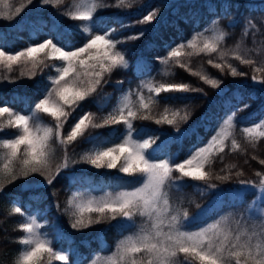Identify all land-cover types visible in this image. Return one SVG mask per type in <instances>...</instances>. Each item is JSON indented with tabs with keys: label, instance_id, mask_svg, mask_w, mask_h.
<instances>
[{
	"label": "snow or ice",
	"instance_id": "6c2138e0",
	"mask_svg": "<svg viewBox=\"0 0 264 264\" xmlns=\"http://www.w3.org/2000/svg\"><path fill=\"white\" fill-rule=\"evenodd\" d=\"M34 0H0V19L15 21ZM42 5H50L59 9L64 5L66 10L60 14L72 21L83 25L79 46L72 39V32L58 25L49 26L46 21H29L25 26L32 34H39L45 29L55 32L39 42L29 43L28 46L16 51H6L0 47V84H16L22 79L35 80L46 70L54 69L47 76L50 86L42 90L27 112L15 111L7 105L0 106V117H7L6 122H0V131L15 130L10 138H0V173L6 178V184H0L2 194L7 184L18 181L25 182L31 188L32 184L52 186L65 171L75 165L85 163L95 169L116 170L124 178L135 183L118 191H108L96 197L90 193L73 192L67 200L63 213L69 217L72 230L80 231L100 223L119 221L118 228L130 230L116 245V250L106 257L105 264H264V228L260 231L243 229L240 221L231 217H222L206 226L193 229L189 222L199 220L209 206L223 205L225 197L235 201L240 198L238 189L250 190L252 202L247 205V211L254 219L264 220V178L258 182L250 179H240L242 172H230L226 175L214 174L210 170L212 161L221 156L229 147L231 150L241 149L234 138L233 121L238 113H243L252 107V103L264 97V79H258L253 74L251 80L259 87L249 93L248 102L238 105L231 114H226L216 131L206 143L191 150L187 158L175 162L176 158L167 154L169 141L180 143L193 128L181 129L192 116L191 101L187 100L183 110L157 112V100L161 93H200L206 97L203 89L194 87L187 82H157L154 78L143 80L135 90L125 92L119 103L107 113L97 115L84 111L69 125L73 114L81 109L82 104L93 96L100 95L103 86L109 83V77L116 70H129L137 75H145L149 65L142 55L135 61H130V50L121 47L132 41L141 40L149 31L141 27L140 31L125 37L117 36V32L136 25H152L160 15V8L149 11L141 19L133 22H120V27L106 30L95 28L98 22V10L109 7L131 8L125 5V0L109 5L105 0H41ZM165 8L170 7L168 0H163ZM239 0H218V8L213 5L210 9L213 16L228 17L227 26L232 27L238 21L233 16V10H239ZM250 11L257 9L250 8ZM264 11V9H260ZM210 34L195 33L186 41L166 45V55L155 57L157 63L168 66L164 75L171 74V66L178 65L187 69L203 84L211 86L217 95L225 91V75H247L234 66L233 60L253 68V72H264V54L259 60L251 57L252 49L237 45L236 50L225 46L228 33L221 27L215 26ZM18 30L21 24L13 25ZM249 26L255 27L250 17L244 19V33ZM4 38L0 36V39ZM148 48L153 47L151 43ZM206 55L207 64L219 70L220 77L212 76L203 70L193 71L189 61L194 55ZM188 58L187 60L185 58ZM231 57V59H230ZM124 81H117L123 84ZM145 89L147 95H145ZM133 96L136 98L133 100ZM243 99V97H238ZM103 108V105H100ZM135 121H152L157 126L167 125L173 129L168 139L167 133H155L146 126L135 127ZM123 126L124 132L115 140L93 135L92 130ZM248 143L252 148L257 141L264 142V118L253 127H244ZM84 141L92 146L80 153L69 154V146ZM63 150L62 159L57 162V151ZM164 153L167 158H161ZM74 155H79L75 159ZM257 159L256 156L252 157ZM264 165V159H259ZM235 167V165H233ZM223 171V170H221ZM257 172L256 176L261 177ZM236 179V184L225 183V187L213 181L229 182ZM71 183L87 182L84 176L74 174L67 177ZM120 179V176L117 177ZM203 182L205 187L199 189L202 195H210L209 206L196 205L197 211L190 213L182 207V200L173 197L170 192L178 190L183 181ZM179 200V202H177ZM241 203L244 201L241 200ZM189 203L194 201L189 200ZM59 210V204L55 205ZM14 213H21L19 206L12 208ZM137 220L140 222L137 223ZM43 227L35 216L26 217V222L19 224L24 235L19 239L23 246L19 251L15 264H52L53 261L63 264H76L73 259L75 249L69 246L59 250L53 247L54 240L48 233H43ZM58 225H52L54 234L59 238ZM80 264H84L81 258ZM95 264V261H93Z\"/></svg>",
	"mask_w": 264,
	"mask_h": 264
},
{
	"label": "trees",
	"instance_id": "16d2710c",
	"mask_svg": "<svg viewBox=\"0 0 264 264\" xmlns=\"http://www.w3.org/2000/svg\"><path fill=\"white\" fill-rule=\"evenodd\" d=\"M19 3V0H15ZM109 5L117 3V0H105ZM171 5L165 8L163 0H125V5L131 4V8L122 6L121 8L109 7L98 10V22L95 28L106 30L111 27L119 29L120 22L128 23L137 21L146 15L149 11L160 8V15L152 25L124 28L117 32V36L125 37L132 33L140 31L141 27H148L149 31L139 41H132L121 47L130 50L128 59L135 61L137 56L142 55L149 65V71L145 75H137L130 68L129 70H116L108 79L109 83L102 87L100 95L93 96L87 102L82 104L66 125L68 130L71 123L75 122V118L83 114L84 111H91L98 116L107 115L120 101L121 96L132 89L135 90L143 80L155 79L157 82H187L194 87L203 89L206 97L200 93H161L157 100V112L162 113L165 108L170 111L174 109L183 110L187 100L191 101V110L193 116L185 125H181V129L195 128L183 138L182 142L175 143L169 141L167 154L176 158L175 162H181L187 158L191 150L197 146H202L219 131V125L222 124V118H226V114L231 112L240 104L248 102L249 93L257 89L259 85L251 80V76L255 74L258 79H264V72H253V68L248 65L240 64L233 60L234 66L239 71L245 72L247 75L233 78L231 75L221 77L224 80L225 91L221 95H217L216 90L211 86L203 84L197 77L192 76L187 69H182L178 65L171 66V74L164 75L166 67L157 63L155 57H163L166 55V45L178 44L186 41L193 34L203 32L210 34L214 27L213 21H218L215 26L223 28L229 35L225 40V46L231 50H236L237 45L252 49L250 58L259 60L264 54V0H239V10H233V16L238 23L232 27L227 26L228 17L222 15L213 16L210 9L213 5L218 8V0H168ZM69 0H65V4ZM250 8L257 10L250 11ZM64 5L59 9L50 5H42L41 0H34L33 4L25 9V11L16 18L15 21L9 22L0 19V47H4L6 51H16L28 46L29 43H36L49 35L55 36V32H49L47 29L39 34H32L25 26L29 21L42 20L46 21L49 26L55 24L62 29L72 32V39L76 46H79L80 36L83 25L81 22L72 21L62 16L60 13L65 11ZM250 17L255 27L249 26L247 34L244 33V19ZM21 24L18 30L13 25ZM151 43L153 47L148 48ZM188 59L187 57L185 58ZM208 57L206 55H194L191 57L189 64L193 71L203 70L205 73L220 77L219 70L212 68L207 64ZM231 59V57H230ZM264 67V65H257ZM54 73V69L46 70L43 75L37 76L35 80L22 79L16 84L2 83L0 84V106L7 105L15 111L27 112L34 101L40 96L42 90L50 86L47 76ZM2 74V69H0ZM123 80V84H117V81ZM145 89V95H147ZM243 97L239 99L238 97ZM187 98V100L185 99ZM136 98L133 96V100ZM103 105V108H100ZM264 118V97L252 103V107L243 113H238L237 118L233 121V135L237 142L241 145L239 150H231L229 138V147L221 156L217 154V158L212 161L211 169L206 165V170L212 171L214 174L226 175L230 172L240 171L243 175L240 179H250L254 183L264 178V175L257 177L256 173L264 174V165L259 164V159H264V142L257 141L256 147L248 143L244 127H253L256 123ZM7 117H0V122H6ZM135 127L141 125L146 126L155 133H167L168 136H161V139H168L173 132L170 126H157L152 121H135ZM113 129L101 128L92 130L93 135L101 137L111 136L114 140L121 136L124 132L123 126L116 125ZM15 130L7 129L0 131V138H10ZM90 143L80 141L67 149L69 154L80 153L89 149ZM63 150L57 151V162L62 159ZM161 158H167L164 153L159 154ZM257 159L253 160L252 157ZM75 159H79V155H74ZM3 161L0 159V165ZM235 165V167H233ZM223 170V171H221ZM76 177L84 176L87 182H73L67 177L71 175ZM120 176L118 180L117 177ZM225 187V183L235 185L236 179L229 182L213 181ZM6 178L0 173V184H6ZM135 183L128 178H124L122 174H118L116 170L95 169L85 163L74 166L73 169L65 171L52 186H42L32 184L31 188L25 186V182L18 181L15 184H7L4 192L0 194V264H15L19 251L23 246L19 244V239L24 235L19 224L26 222V217L35 216L39 223L43 225L40 229L43 233H48L50 238L54 240L53 247L57 250L61 248L67 249L69 246L75 249L73 259L76 264H80L81 258L84 264H105L106 257L110 256L116 250V245L124 236L130 234V230H124L117 227L119 221H111L110 223H100L90 226L80 231L72 230L69 226V217L63 213V208L67 200L72 196L73 192L80 191L90 193L93 196L104 195L108 191H118L127 188L130 184ZM203 182L191 181L185 179L178 190H173L170 195L178 197L182 200V207L187 208L190 213L197 211L196 205L209 206L211 200L210 195H202L199 189H203ZM240 198L231 200L225 197L223 205L209 206L208 211L197 221L189 222L190 226L195 230L200 226H206L207 223H213L222 217H231L240 221L243 229L260 231L264 228V220L254 219L246 210L247 205L252 202L250 190L238 189ZM179 200L177 202H179ZM189 200L194 203H189ZM244 202L241 203L240 201ZM59 204V210L55 206ZM19 206L21 213H14L12 208ZM140 221L137 220V223ZM58 225L57 232L62 235L57 238L54 234L52 225ZM52 264H63V262L53 261Z\"/></svg>",
	"mask_w": 264,
	"mask_h": 264
},
{
	"label": "rangeland",
	"instance_id": "374dc122",
	"mask_svg": "<svg viewBox=\"0 0 264 264\" xmlns=\"http://www.w3.org/2000/svg\"><path fill=\"white\" fill-rule=\"evenodd\" d=\"M102 196V195H101ZM96 197H99V196H96Z\"/></svg>",
	"mask_w": 264,
	"mask_h": 264
}]
</instances>
